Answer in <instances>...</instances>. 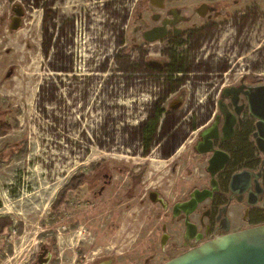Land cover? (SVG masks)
Returning a JSON list of instances; mask_svg holds the SVG:
<instances>
[{"label": "rangeland", "instance_id": "374dc122", "mask_svg": "<svg viewBox=\"0 0 264 264\" xmlns=\"http://www.w3.org/2000/svg\"><path fill=\"white\" fill-rule=\"evenodd\" d=\"M242 1L241 36L231 25L216 39L215 55L229 58L233 76L264 77V0ZM34 2L26 1L34 7L23 27L11 24L9 31V10L18 0H0V125L9 124L0 134V217L14 222L0 235V264H146L148 258L162 264L167 258L151 257L159 247L140 235L144 222L135 220L132 229L138 210L121 214L112 186L94 194L95 164L130 154L114 149L116 139L123 143L129 136L113 132L109 67L135 0H56L50 9L44 3L36 9ZM50 36L55 39L49 46ZM71 55L73 69L84 74L68 69ZM24 144L26 153L14 157ZM77 173L85 181L68 192L53 222L52 204ZM249 226L238 220L233 231ZM54 238L56 255L49 248ZM47 248L53 255L39 263L42 253L50 255Z\"/></svg>", "mask_w": 264, "mask_h": 264}, {"label": "flooded vegetation", "instance_id": "af4514ba", "mask_svg": "<svg viewBox=\"0 0 264 264\" xmlns=\"http://www.w3.org/2000/svg\"><path fill=\"white\" fill-rule=\"evenodd\" d=\"M26 1L18 0L10 8L9 31L11 24L21 29L26 23L29 8L34 7ZM34 1L36 9L42 3L50 9L56 2ZM244 3L135 0L110 63L113 132L129 136L123 143L116 139L114 149L116 155H122L120 151L130 154H124L126 158L115 156L109 165L95 164L98 188L94 194L101 196L106 186H112L121 214L138 210L132 229H137L135 220L144 222L140 235L148 246L159 247L150 256L167 258L164 263L233 231L238 220L249 227L264 224V153L254 136L257 119L238 89L263 85L264 77L246 73L233 76L236 72L229 58L215 55L219 53L216 39L231 25L239 27L241 36L246 22ZM4 11H0V19ZM54 39L49 37V46ZM65 39L67 46H74V39ZM68 64V69L74 70L73 55ZM225 89H229L228 94H224ZM134 118L139 119L137 127ZM227 119H234L231 133L224 131ZM214 129L218 132L212 138V148L226 152L229 160L212 175L208 167L213 151L201 153L199 148L206 147L201 144L203 133ZM242 170L252 172L251 193L250 189L241 194L231 188L232 176ZM257 183L261 193H256ZM197 189H209L212 195L190 213L182 208L176 212V205L189 200ZM151 216L153 220L148 222ZM47 249L50 255L43 257L42 253L39 263L49 262L53 253Z\"/></svg>", "mask_w": 264, "mask_h": 264}, {"label": "water", "instance_id": "95a60500", "mask_svg": "<svg viewBox=\"0 0 264 264\" xmlns=\"http://www.w3.org/2000/svg\"><path fill=\"white\" fill-rule=\"evenodd\" d=\"M238 89L246 96L251 114L257 119V131L254 136L259 149L264 153V84L254 87L242 86ZM225 93L228 94L229 89H225ZM233 125L234 119H231L230 122L227 119L224 127L225 133L228 129L231 133ZM217 132V129L211 132L206 130L203 133V141L201 142L202 145L206 144V147L199 148L201 153L213 151L208 167L212 175H215L229 160V155L226 152L212 148V138L217 135ZM260 175L259 173L258 177ZM256 182H258L257 179ZM257 184L259 188L257 187L256 193H261L263 189L259 183ZM251 185L252 172L250 170H242L232 176L231 188L234 192L242 194L249 190ZM249 192L251 193V189ZM211 195L212 191L209 189H197L189 200L178 203L175 211L178 212L179 208H182L190 213L199 203ZM255 202L256 200L250 201V204L252 205ZM163 264H264V224L226 232L187 250Z\"/></svg>", "mask_w": 264, "mask_h": 264}, {"label": "trees", "instance_id": "16d2710c", "mask_svg": "<svg viewBox=\"0 0 264 264\" xmlns=\"http://www.w3.org/2000/svg\"><path fill=\"white\" fill-rule=\"evenodd\" d=\"M9 127V124L7 122H3L1 125H0V134L3 132L4 128H7ZM73 136V134H72ZM9 149V147H7ZM26 150H27V145L24 144V146H22L20 148L19 151L20 154L18 155V153H16L14 155V157L18 158L20 156H22L24 153H26ZM2 155V154H0ZM85 181V175L82 174V173H77L70 181L69 184H67L64 188H62L57 196H56V199L55 201L53 202L52 204V214H51V217H52V221L55 222L56 219H57V215L59 213V209L60 207L66 202L67 200V194L69 191L71 190H77L78 188H80L81 184H83ZM14 226V222L12 220V218L10 216H2L0 217V235L3 234L6 229H10ZM23 231L22 229V226L19 230V232L21 233ZM55 238L53 239V243L50 244L49 248H52L54 250V254L56 255L57 254V247H56V243H55ZM12 250V249H11ZM59 261L57 259H54L53 260V264H58Z\"/></svg>", "mask_w": 264, "mask_h": 264}]
</instances>
